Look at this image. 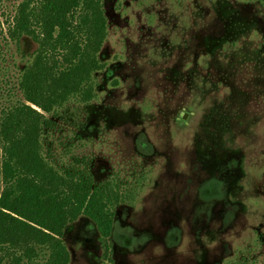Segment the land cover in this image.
Instances as JSON below:
<instances>
[{
	"label": "rangeland",
	"instance_id": "rangeland-1",
	"mask_svg": "<svg viewBox=\"0 0 264 264\" xmlns=\"http://www.w3.org/2000/svg\"><path fill=\"white\" fill-rule=\"evenodd\" d=\"M0 0V111L36 44L9 39ZM95 97L56 111L44 154L116 180L111 264H264V0H103ZM192 221V223H191ZM71 264H107L80 217Z\"/></svg>",
	"mask_w": 264,
	"mask_h": 264
},
{
	"label": "trees",
	"instance_id": "trees-1",
	"mask_svg": "<svg viewBox=\"0 0 264 264\" xmlns=\"http://www.w3.org/2000/svg\"><path fill=\"white\" fill-rule=\"evenodd\" d=\"M7 35L37 48L21 70L23 102L0 111V264H71L63 236L80 217L95 225L111 264L114 209L129 191L116 180L96 184L82 169L57 168L43 143L57 110L95 97L107 37L103 0H25Z\"/></svg>",
	"mask_w": 264,
	"mask_h": 264
},
{
	"label": "flooded vegetation",
	"instance_id": "flooded-vegetation-1",
	"mask_svg": "<svg viewBox=\"0 0 264 264\" xmlns=\"http://www.w3.org/2000/svg\"><path fill=\"white\" fill-rule=\"evenodd\" d=\"M191 223H192V221H191Z\"/></svg>",
	"mask_w": 264,
	"mask_h": 264
}]
</instances>
